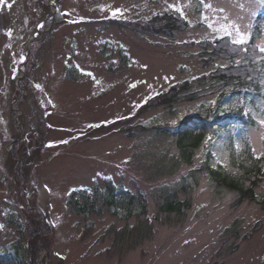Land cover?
<instances>
[{
  "label": "rangeland",
  "instance_id": "1",
  "mask_svg": "<svg viewBox=\"0 0 264 264\" xmlns=\"http://www.w3.org/2000/svg\"><path fill=\"white\" fill-rule=\"evenodd\" d=\"M260 13L261 0H0V264H264V182L258 201L239 204L206 169L192 176L206 162L226 167L237 150L261 157L264 171V101L249 108L255 124L209 126L192 151L151 128L215 106L217 94L195 79L208 71L192 42L238 29L247 46ZM155 15L184 30L120 26ZM170 87L179 94L171 107L143 110ZM19 138L18 170L10 149ZM33 208L53 230L47 238L39 228L35 244Z\"/></svg>",
  "mask_w": 264,
  "mask_h": 264
},
{
  "label": "trees",
  "instance_id": "2",
  "mask_svg": "<svg viewBox=\"0 0 264 264\" xmlns=\"http://www.w3.org/2000/svg\"><path fill=\"white\" fill-rule=\"evenodd\" d=\"M175 18L176 17L173 18L171 16H165L163 18L155 15L153 18L144 19V21L141 22L132 21L129 25L123 23L120 26L126 27L132 32H143L145 30L151 33L157 32L165 37H173L177 31L184 30L183 25ZM263 19V16L257 18L252 38L247 46H245V44L233 43V38L226 35L220 36V38H216L214 41H212V39H205L199 41V43H192V48L197 51L196 55L193 53L195 61L200 64L203 70L208 71L195 79L198 80L199 86L202 89L210 93H216L217 99H215V106H206L205 110L202 112L205 118L204 120L198 118V122L196 123L191 121L184 122L181 124L178 131L172 134V137L177 138L179 145L182 146L183 143H190V141H195V146L203 144V140L206 138L205 131H207V127L211 124L210 120L214 118L219 119L218 122L220 127L217 129L218 131H222L224 127L231 126L230 123L235 120L244 121L242 112L247 106L250 107L251 105L261 110L259 109V103L264 101V51L257 48V40L255 39L258 38L257 36L262 32L260 22ZM212 42L214 44H210ZM21 85L26 87L23 82H21ZM185 88L188 89V85ZM169 90L170 92L167 96L162 97L158 101L156 100L154 103L148 104L143 110L158 107L159 105L167 106L168 108L171 107V103L177 101L179 94L175 87H170ZM223 100H226L229 104L224 106L222 103ZM14 114L16 116V113ZM223 114L224 117H221ZM129 121V119H126L125 124L127 125ZM250 123L253 124L252 122ZM210 127L213 128L214 125ZM127 129L132 130L130 126H127ZM16 130L18 133L21 132L20 125H16ZM146 130L148 131L149 129ZM159 132L170 134L163 129L159 130ZM192 138H195V140ZM21 141L22 139L19 138L17 141L11 143L10 149V162L15 164L18 170L20 169V165L18 161H16L14 153L20 154L22 151L23 142ZM184 157L188 158V155H184ZM237 158L240 160L239 156H237ZM243 165L245 164L240 162L237 166L240 168L242 167L246 173H242L237 177H233L223 169H220L221 171L217 173L212 172L214 173L212 174V178H217L218 184L237 192L239 204L245 202L247 199L248 202H255L257 200L255 189L259 188L260 182H264V171L259 163L254 162L248 168ZM195 175L196 173H192L193 177ZM22 176V173L18 176L19 182ZM184 189L187 188L183 186L181 190L184 191ZM11 193H13L12 190L9 194ZM165 203H167L164 206L165 212L170 213L173 212L174 209H177V202L174 199L172 201L167 200ZM28 218L36 223L35 239L33 240L35 244V240L42 236V233L38 229L44 228L45 225H43L42 220L37 216ZM34 244L32 243L31 250L34 249ZM32 264H34L33 259Z\"/></svg>",
  "mask_w": 264,
  "mask_h": 264
},
{
  "label": "snow or ice",
  "instance_id": "3",
  "mask_svg": "<svg viewBox=\"0 0 264 264\" xmlns=\"http://www.w3.org/2000/svg\"><path fill=\"white\" fill-rule=\"evenodd\" d=\"M261 3H264V0H261ZM177 11H179V9H177ZM40 26L42 27V25H40ZM223 30L226 32V34L231 35V33L228 32V26H225ZM245 42H246V36L237 29L236 30V36L233 39V43L244 44ZM261 51H264V47H261ZM88 75H91V73H88ZM37 87H40V86L37 85ZM261 123L264 124V121H261ZM65 143H66V141H65Z\"/></svg>",
  "mask_w": 264,
  "mask_h": 264
}]
</instances>
